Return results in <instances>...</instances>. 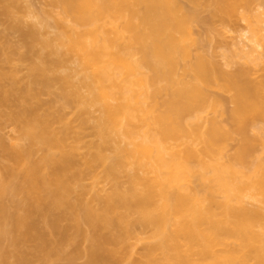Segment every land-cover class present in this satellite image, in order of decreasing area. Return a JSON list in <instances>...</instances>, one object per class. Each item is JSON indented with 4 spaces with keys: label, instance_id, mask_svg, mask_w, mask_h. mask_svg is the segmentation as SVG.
<instances>
[{
    "label": "bare ground",
    "instance_id": "1",
    "mask_svg": "<svg viewBox=\"0 0 264 264\" xmlns=\"http://www.w3.org/2000/svg\"><path fill=\"white\" fill-rule=\"evenodd\" d=\"M255 1L0 0V264H264Z\"/></svg>",
    "mask_w": 264,
    "mask_h": 264
},
{
    "label": "rangeland",
    "instance_id": "2",
    "mask_svg": "<svg viewBox=\"0 0 264 264\" xmlns=\"http://www.w3.org/2000/svg\"><path fill=\"white\" fill-rule=\"evenodd\" d=\"M257 1V2H256ZM255 2L257 3H253L255 6H256V8H257V10H261V11H263L264 10V0H256ZM31 2H33V4H34V6L37 8H41V6H43L45 3H47L48 2V0H47V2H46V0H31ZM254 5H253V7H254ZM252 7V8H253ZM244 8V7H243ZM240 9H241V7H240ZM241 10H243L244 11V9H241ZM254 10H255V7H254ZM0 11H1V9H0ZM242 11V12H243ZM201 12H202V15H203V17L202 18H209L210 17V11H209V8H206V7H203L202 9H201ZM238 18H239V21H235V24H230V28H231V26L233 27V29L231 30V31H229V33L227 32L226 34H223V36L219 39L220 41V43H217V44H219L218 46H216V50H213L214 48H213V46L212 45H215V43L214 44H210V41H208V39L206 38V35L204 34L205 33V31H204V27H203V24H201V23H199V24H201V26H198L199 24H197L196 26H197V28H196V31L198 32L197 34H198V37H200L199 39L202 41H200L201 42V45H202V47L204 48V50L206 51L207 50V52H208V50H209V52H210V50L212 51V53H213V51H214V54H215V57H216V59L220 62V63H222V64H225V62H226V59L224 58V52H226V53H228L229 54V51H231L232 49H234V48H236V47H238L239 46V44L240 43H237V42H240V41H242L243 40V42H244V40L246 41L245 42V44H248L247 43V40L246 39H244V38H242V36L241 35H246V33H247V31H245V29H247V28H245V20L243 21V19H241L240 20V17L238 16ZM237 18V19H238ZM233 22V21H232ZM231 22V23H232ZM234 23V22H233ZM246 27H247V25H246ZM245 28V29H244ZM245 31V32H244ZM241 34V35H240ZM241 36V37H240ZM216 44V45H217ZM236 44H238V45H236ZM221 45V46H220ZM212 46V49L210 48ZM264 48V47H263ZM262 47H261V49H263ZM260 49V51H262ZM237 51V49H234V52L233 53H235L236 51ZM228 51V52H227ZM263 52V51H262ZM231 54H232V52H231ZM239 62V61H238ZM244 63V64H243ZM238 65H245V62L242 60V62H241V60H240V63H237L236 64V62L235 63H233V64H230L229 66L228 65H225L226 67H228L229 69H234V68H237L238 67ZM261 66V65H260ZM260 69H262V67H259V69L258 70H260ZM260 72H256L255 74V77L256 78H259L260 77V74H259ZM262 73H264V70H263V72ZM261 73V74H262ZM263 75V74H262ZM220 95H221V93H220ZM222 96H226V99L223 97V99L224 100H226L227 102H225L226 103V105L228 104V100H227V98H228V96H227V94H225L224 95V93H222V95H221V97ZM230 103V102H229ZM230 105L231 104H228L226 107L228 108V106L230 107ZM5 118V117H4ZM6 118H8V117H6ZM221 118V117H220ZM1 121L3 120V118L2 119H0ZM5 120V119H4ZM223 120V122L224 123H227V125H229V123H230V120H229V117H228V112L222 117V119H221V121ZM229 120V121H228ZM12 122H11V120L9 119V121H8V125L9 124H11ZM0 124H1V122H0ZM4 127L3 128H5V127H7V128H5V130H7V131H5V130H2V127H0V130H2L1 132L3 133V134H7L8 133V135H11L13 132H12V126H11V128H8V125L6 126V124H5V121H4ZM2 125V124H1ZM0 125V126H1ZM12 125V124H11ZM9 127H10V125H9ZM11 129V130H10ZM8 130H9V132H8ZM10 131H11V133H10ZM0 132V145H1V147H0V155H2V156H0V160H3V157H4V155H5V152H4V150H3V141H5V142H7L9 139V137L10 136H8V137H6V135L4 136H2V133ZM4 138V139H3ZM2 139V140H1ZM6 139V140H5ZM237 140H235L234 139V141H231L230 143H229V148L227 149L228 151H227V153L228 154H233V152H234V150H235V147L237 146V142H236ZM2 151H3V153H2ZM227 154V155H228ZM229 156V155H228ZM6 202H8L9 203V199L7 198L6 199ZM81 257H83V256H81ZM81 257H79L77 260H76V263L77 264H86L87 262V258L85 257V258H81ZM35 264H44V263H42L41 261H36L35 262ZM49 264H70V262L67 260V259H56V260H53V261H49Z\"/></svg>",
    "mask_w": 264,
    "mask_h": 264
}]
</instances>
